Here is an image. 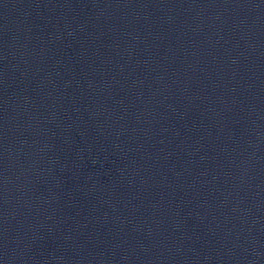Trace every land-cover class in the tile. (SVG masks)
<instances>
[{
	"label": "water",
	"instance_id": "1",
	"mask_svg": "<svg viewBox=\"0 0 264 264\" xmlns=\"http://www.w3.org/2000/svg\"><path fill=\"white\" fill-rule=\"evenodd\" d=\"M0 264H264V0H0Z\"/></svg>",
	"mask_w": 264,
	"mask_h": 264
}]
</instances>
